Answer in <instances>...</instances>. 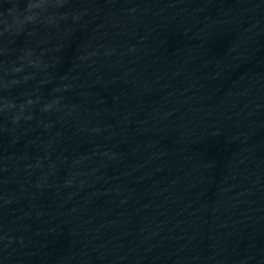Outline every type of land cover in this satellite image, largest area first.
Returning a JSON list of instances; mask_svg holds the SVG:
<instances>
[{"label":"water","instance_id":"water-1","mask_svg":"<svg viewBox=\"0 0 264 264\" xmlns=\"http://www.w3.org/2000/svg\"><path fill=\"white\" fill-rule=\"evenodd\" d=\"M154 264H264V87L219 150Z\"/></svg>","mask_w":264,"mask_h":264}]
</instances>
